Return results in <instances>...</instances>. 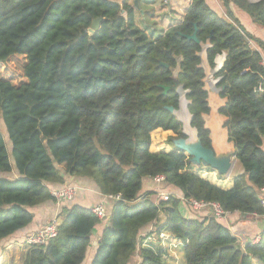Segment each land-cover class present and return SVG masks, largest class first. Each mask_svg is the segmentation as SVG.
Returning <instances> with one entry per match:
<instances>
[{"label": "trees", "instance_id": "trees-1", "mask_svg": "<svg viewBox=\"0 0 264 264\" xmlns=\"http://www.w3.org/2000/svg\"><path fill=\"white\" fill-rule=\"evenodd\" d=\"M220 3L225 15L208 0H191L155 38L139 26L134 0H0V65L25 60L21 84L0 75V121L10 142L0 130V242L28 228L32 208L54 202L50 186L64 185L67 176L120 197L111 200L91 264H132L136 256L140 264H168V248L152 238L163 233L184 244L186 264H264V230L258 243L241 245L214 216L187 218L179 198L153 202V192L142 193L145 180L162 175L186 201L216 202L242 218L264 217V41L231 11L236 7L264 29V0ZM97 19L99 29L91 33ZM196 29L203 44L211 37V69L225 55L216 77L224 88L219 97L228 103L219 114L228 119L224 127L244 169L230 190L196 172L175 149L173 141L185 138L183 125L166 108L179 110L180 95L165 96L160 88L173 86L178 70L189 92L191 125L211 148L203 119L210 108L202 47L183 37ZM157 130L173 133L172 150L151 151ZM73 202L61 209L57 237L47 246H27L23 264L85 262L101 221Z\"/></svg>", "mask_w": 264, "mask_h": 264}, {"label": "crops", "instance_id": "crops-1", "mask_svg": "<svg viewBox=\"0 0 264 264\" xmlns=\"http://www.w3.org/2000/svg\"><path fill=\"white\" fill-rule=\"evenodd\" d=\"M173 1V0H172ZM209 1V0H208ZM217 1V0H216ZM219 3V2H218ZM209 5L212 7L211 2H209ZM218 7L220 9L217 11L216 8H213L216 12L219 14L223 13L225 15V11H223V7L219 3ZM231 11L233 12L234 16L241 22V24L245 27V29L251 33L254 34L256 37L260 36L264 38V29L259 28L255 24H250L249 27H246L243 21V16H242V11L237 9L236 7L232 6ZM249 21V20H248ZM211 77V78H210ZM207 78V84L208 82H211L213 85L214 90H216L215 87V82L212 79L213 76H210ZM210 78V79H209ZM209 89V87H208ZM209 101L210 98L212 100V91L209 89ZM217 96V97H216ZM220 95H215V98H217L215 106H213L212 101L210 102V113L209 115H206L205 117V125L209 128L210 135L214 139L215 143H217V140L215 139V133L214 129L210 126L209 121L212 118L213 121L218 122L219 121V116L217 119H214V112L219 114V110L222 108L221 106L224 104V100L219 98ZM221 99V100H220ZM223 100V102H222ZM209 103V102H208ZM212 105V106H211ZM213 109V111H212ZM220 115V114H219ZM209 116V117H207ZM223 121V120H222ZM224 122H223V127H224ZM225 129V127H224ZM170 132H164L162 130H157L154 132V134L158 136H162V134H168ZM155 137L152 138V146H151V151L152 152H157L156 150V144H154ZM228 142V141H227ZM222 147V146H220ZM172 150L171 147L169 146V151ZM160 152V151H159ZM234 160V165H238V169L240 170L239 174L242 175L244 173V169L241 165V163L237 159ZM233 165V168H234ZM194 168L199 171V170H204V167H197L194 166ZM233 168L231 172L228 175L221 176L218 174V172L213 171V172H207V173H202L204 177L210 180L211 183L214 185L220 187L223 190H230L233 187ZM14 177H16V173L14 174ZM74 184L80 188L73 204L81 206L86 209H92L94 206L100 204V203H105L109 212H112L114 203L113 201L109 200L106 196L102 195L99 188L95 183H93L91 180H88L86 178H74V177H67L65 176V184ZM64 185H51L50 187L53 189H58L59 187H62ZM153 192L154 194L150 197V199L154 202H156L159 199V193L160 192H165L167 194H170L171 196H175L181 200V209L184 212V215L187 218L191 219H202L205 218L209 215V212L207 211H196L188 206L184 202V197L183 194L177 190L174 187H167L165 184L162 185H157L155 184L152 180L147 179L143 183V190L142 193L144 192ZM34 214V221L31 225H29L28 228L25 230H22L15 234L14 236L4 239L0 242V264H7L8 260L9 263L16 262V252L14 251L16 248H20L24 245L25 239L31 235L36 233L39 229L47 225L51 220L57 219L61 209L57 207L55 202H49L45 203L43 205L37 206L35 208H32L31 210ZM162 222L165 221V218H162ZM221 223L226 226L227 228L230 229L232 234L236 236L239 240V243L241 245H244L248 242V240H251L252 243L253 241L257 238L260 237L262 234V231L264 230V217H257V216H249V217H244L239 213H233L229 214V216L224 219L220 220ZM108 222H101V224L97 225L95 228V231L93 233L92 239H91V244L87 253L86 260L83 264H91L94 258V255L96 253V250L98 248V242L100 239V236L102 235V232L104 231L105 227L107 226ZM149 233L154 232V225H151L148 228ZM156 240L158 241V244H161L163 247H167L169 250V256H168V264H186L185 260V255H184V244L180 241H177L174 239L173 235L170 233H166L164 237H157ZM157 243V242H156ZM9 244V246H8ZM8 246V247H7ZM5 249V250H4ZM24 252V251H23ZM14 257H16L14 259ZM19 259V257L17 258ZM141 259L139 256L135 257V261L132 264H140Z\"/></svg>", "mask_w": 264, "mask_h": 264}, {"label": "rangeland", "instance_id": "rangeland-1", "mask_svg": "<svg viewBox=\"0 0 264 264\" xmlns=\"http://www.w3.org/2000/svg\"><path fill=\"white\" fill-rule=\"evenodd\" d=\"M166 1L167 0H139L140 5H139V11H137V22L139 23V26L141 28L147 30L155 38L162 35L163 32L169 27L170 23L177 21L182 17V14H184L185 8L187 7V3H188L187 0H173V1H170L169 3H166ZM251 1L257 2V1H261V0H251ZM209 2H211L212 7L216 8L217 11L220 9V7H218L220 0H217V1L216 0H209ZM221 6H222V4H221ZM222 9H223V11H225L224 7ZM241 14L243 16L242 19L244 21V24L246 25V27H249L250 24L253 23L252 20L244 12H242ZM252 35H254V34H252ZM257 38L264 41L263 37L260 38V36H258ZM220 60H222V62H223L222 58L218 59V61H217L218 68L221 67L220 63H219V62H221ZM24 64H25V60L22 57L11 58L7 63L0 65V75L7 78V79H11L15 85H19L25 81V79L23 77ZM204 66L205 67L207 66L208 68H210L209 64L207 65L205 63ZM212 71H215V69H211V71H209V74L207 71L205 82L207 81L208 77L213 76L212 79L216 82V88L218 89L219 88V86H218L219 80L216 77V75H217L219 70L217 72H212ZM177 74H178V70L175 71V77H177ZM205 86L207 87V89L209 87V89L212 91V100L211 101H212L213 106L216 107L215 103H216L217 98H215V95H218L217 94L218 91L214 90L211 82H208V84L206 82ZM217 115L218 114L216 112H214V119L218 118L219 115L218 116ZM178 116H180L184 121L189 118V115L185 111V104L184 103H183L182 110L178 113ZM222 120L223 119L221 117H219V121L215 122L211 118L209 121V124L214 129L215 139L217 140L216 144L223 147L227 144V135H226L225 130H223V127H222V123H223ZM0 130L4 134L5 139L8 143V146H9L10 142L8 140L6 127L3 123V121H0ZM171 136H174L173 133H171V132L168 134H162V136H158L156 134H153V137H155L154 138V140H155L154 144H156L157 152L169 151L168 138ZM239 172H240V170L238 169V165L235 164L234 168H233V177L236 178L237 176H239L240 175ZM8 246H9V244H8ZM26 249H27L26 245H23L22 247H20L18 249L16 248L14 251H17L16 257L17 258L19 257V259L14 257V259L16 258V262L14 263V261H13V262L9 263V260H8L7 264H23Z\"/></svg>", "mask_w": 264, "mask_h": 264}, {"label": "water", "instance_id": "water-1", "mask_svg": "<svg viewBox=\"0 0 264 264\" xmlns=\"http://www.w3.org/2000/svg\"><path fill=\"white\" fill-rule=\"evenodd\" d=\"M134 2H135L136 7H139V0H134ZM253 3H255V2H253ZM101 21H102V19H97L93 22L92 28L90 30L91 33H94L99 29ZM183 37L186 38L188 41H194L195 43H197L198 45H200L202 47V52L199 54V56L202 59V63H201L200 67L204 69L205 74L207 75V68L204 66V64L206 63L208 65L207 50L211 47V45H210L211 37L209 38L207 44H203L197 36V29L195 30L193 35H191V36L186 35ZM224 61H225V57H224ZM223 64H224V62H223ZM223 64H222V67H223ZM161 66L168 67V66L163 65V64ZM205 80H204V83H206ZM160 88L163 89V95H165V96L169 92H176L177 94L180 95V109L179 110H175L174 107H167L166 108L172 115L176 116L178 121L180 123H182V125H183V131L182 132L185 135V138L175 139L173 141L175 149L178 151L184 152L185 155L188 158H190V162L194 166L211 169L213 171L218 172V174L221 176L228 175L233 168V165L235 163L233 159H236V154H237V149H236L235 143L229 141L228 130L225 128L226 134H227V141H228L225 146L220 147L219 145H217L215 143L214 139L212 138V136L210 135L212 146H211V148H206L203 145V143L199 137V131L196 128L192 127V125H191L192 115L190 114L189 109H188L190 102L186 99V96L189 92L184 90V87L180 84L177 77H175V81H174L173 86L160 85ZM223 89L224 88H218L217 89L219 92V95ZM205 90L208 92V89L206 86H205ZM208 96H210L209 92H208ZM223 100H224V104L221 107H224L228 103V99H223ZM208 102H209V107H210L209 99H208ZM183 103L185 104V111L187 112V114L190 117L189 118V127L191 128L190 133L186 131L185 124L178 117V113L183 108ZM220 116L224 118V123L228 121V119L226 117H224L222 115H220ZM205 117H206V115L203 116L204 121H205ZM205 128L209 130L207 125H205ZM251 242H252L251 240H248L247 243L250 244Z\"/></svg>", "mask_w": 264, "mask_h": 264}, {"label": "built area", "instance_id": "built-area-1", "mask_svg": "<svg viewBox=\"0 0 264 264\" xmlns=\"http://www.w3.org/2000/svg\"><path fill=\"white\" fill-rule=\"evenodd\" d=\"M172 0H167L166 3H169ZM187 2L191 3V0H187ZM225 57V55H222ZM193 165V164H192ZM194 167V165H193ZM195 169V168H194ZM208 168H205L204 170H201L203 173L208 172ZM196 172H199L195 169ZM154 183L157 185H162L165 183V177L162 175L156 176L153 179ZM80 188L74 184H67L62 187H59L58 189H53L51 191L52 197L54 199L55 204L58 208L62 209L63 206L67 204H71ZM260 196V202L261 205L264 207V187H262L259 191ZM109 200H120V197H107ZM170 198V194H167L165 192L159 193V199L168 202ZM184 202L188 204V206L196 211H207L209 212V215L214 216L218 220H224L229 216V213L225 212L220 204L216 202H205V201H197V200H190L186 201L184 199ZM92 212L97 216V218L101 222H108L110 218V212L106 206L105 203H100L96 206H94L92 209ZM60 220L57 218L51 220L47 225L39 229L36 233L29 235L25 241L24 245L26 246H47L51 240L57 237L58 235V226H59ZM166 233H163L159 236V238L164 237ZM158 236L156 234L152 235V238L156 240ZM260 240V237H257L253 243H258Z\"/></svg>", "mask_w": 264, "mask_h": 264}, {"label": "bare ground", "instance_id": "bare-ground-1", "mask_svg": "<svg viewBox=\"0 0 264 264\" xmlns=\"http://www.w3.org/2000/svg\"><path fill=\"white\" fill-rule=\"evenodd\" d=\"M222 59H223V62H224V57L223 56H220ZM219 58V57H218ZM217 58V59H218ZM217 59H216V64H217ZM221 62H219L220 63V66L222 67V64H223V62H222V60H220ZM221 67L220 68H218V66H216V68H215V71H212V72H217L218 70H220L221 69ZM206 68H207V71L208 70H210L207 66H206ZM211 71V70H210ZM207 82V81H206ZM215 82V81H214ZM215 84H216V82H215ZM215 87H216V85H215ZM216 90H217V88H216ZM218 91V90H217ZM218 95H219V92L217 93ZM220 98V97H219ZM221 100V99H220ZM210 102H211V98H210ZM222 102H223V100H222ZM212 106V105H211ZM212 111H213V109H212ZM212 114V113H211ZM217 114H218V110H217ZM219 115V114H218ZM208 117V116H207ZM219 117H221L220 115H219ZM190 118V117H189ZM189 118L187 119V120H183L182 119V122L185 124V126H186V131L187 132H191V128L189 127ZM222 119H223V122H224V118L223 117H221ZM222 127H223V123H222ZM223 130H225L224 129V127H223ZM225 132H226V130H225ZM227 135V134H226Z\"/></svg>", "mask_w": 264, "mask_h": 264}]
</instances>
